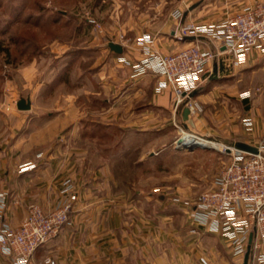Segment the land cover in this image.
<instances>
[{"label":"crops","instance_id":"obj_1","mask_svg":"<svg viewBox=\"0 0 264 264\" xmlns=\"http://www.w3.org/2000/svg\"><path fill=\"white\" fill-rule=\"evenodd\" d=\"M262 1L191 0L186 8L197 3L199 6L188 15L186 9H181L187 20L212 23L226 18L229 9L240 11ZM213 10H219L217 19L209 16ZM172 18L171 14L164 22V28L156 29L149 23L147 25L152 29L141 30L136 36L149 33L154 38V50L165 55L185 48L187 42L178 45L172 38V26L175 24ZM200 42L209 46L207 49L217 44L206 38ZM123 51L121 56L132 60H140L145 55L143 47L135 42L123 46ZM102 52L107 57L112 53L108 49ZM257 55L262 53L252 51L248 62ZM220 57L213 64V68L218 70L217 76L232 70L227 56L221 67ZM112 59L119 73L108 62L101 66L99 73L101 78H105L107 73L113 78L109 85L103 83L100 88L104 94L113 95L112 98H104L106 106L101 116L107 127H117L118 136L123 140L124 145L116 148L119 160L106 161L99 149L94 150L95 131L89 123L83 126L90 115V106L80 108L81 93L71 96V99L66 96L45 102L48 93H52L50 87L51 91L46 93L44 88L47 84H30L28 96L32 108L35 109L42 101L38 94L42 90L43 104L54 107V111L49 110L47 116L34 113L28 120V128L22 132L16 131L15 127L0 131V203L3 197L7 201L6 209L0 213V228L3 223L19 227L28 216L31 203L39 204L45 212L56 208L68 196L64 192L67 182L75 187L70 221L55 238L39 247L34 257L35 264H43L47 257L54 258L58 264H202L201 257H205L209 264H244V257L234 255L221 234L203 227H197V233H193L191 229L196 226L191 210L186 204L173 201L171 195L158 193L160 189L156 188L157 181L153 178L148 182L156 186L151 192L137 189L134 194L130 193L142 182L130 179L122 172L128 166L125 156L133 149L138 161L133 162L132 168H143L148 161L143 156L148 150L145 143L151 142V147H155L164 138H169L170 128L176 119L183 117L180 114L176 116L174 112L173 92L168 88L158 90L162 76L149 73L132 79V68ZM93 68L81 76L88 84L95 76ZM209 79L207 76L201 84ZM216 90L217 87L200 94L195 100L200 104L206 102L214 97ZM87 92L94 96L100 93L98 90ZM194 116L190 115L188 121L195 122L197 117ZM253 131L247 130L249 136ZM127 139H134V146ZM128 145L131 147L127 148ZM40 154L42 156L39 157ZM30 162L37 163V167L22 172L21 167ZM0 264H14L1 247Z\"/></svg>","mask_w":264,"mask_h":264},{"label":"rangeland","instance_id":"obj_2","mask_svg":"<svg viewBox=\"0 0 264 264\" xmlns=\"http://www.w3.org/2000/svg\"><path fill=\"white\" fill-rule=\"evenodd\" d=\"M190 1L0 0V131L15 127L16 131L22 132L28 128L31 115L47 116L49 110L54 111V107L43 104L42 90L38 92L42 100L39 106L29 111L17 109V101L21 97H29L30 84L35 86L44 83L47 84L44 88L46 93L52 90L45 102H53L56 98L63 99L66 96L71 99V96L81 93L80 108L90 106V115L83 126L89 123L95 131L92 142L94 150L99 149L106 161H118L116 148L124 145L123 140L118 136L117 127H107L101 116L106 106L104 98H112L113 95L104 94L100 88L103 83L109 85L113 78L108 73L105 78H101L99 73L105 62L116 71L112 57L119 63L118 59L124 51L121 55L114 53L110 50L109 43L116 42L126 46L135 42L139 45V38L144 33L141 36L136 34L144 29H152L147 24L152 23L156 29L161 26L164 28L175 10L183 11L182 7L187 10L188 15L199 6L197 3L186 8ZM218 11L213 10L209 16L217 19ZM240 11L229 9L226 17ZM184 20L200 23L198 19L187 20L185 14ZM174 21L172 28L175 31L177 22L175 19ZM172 38L178 45L183 42L175 36ZM197 41L199 45L209 47L200 40ZM187 43L185 48L191 45L190 42ZM217 46L215 44L210 48L215 50ZM105 49L112 52L109 57L103 55L102 51ZM182 49L184 48L179 50ZM225 56H221L220 60L222 58L224 62ZM93 67L95 76L88 84L81 76L87 70H94ZM116 73H119L118 70ZM215 87L217 90L214 97L201 104L199 102L202 111L195 114V122L176 119L175 125L170 128L169 138H164L155 147H151L150 141V144L145 143V149L148 150L143 156L148 161L143 168H132L133 162L138 161V155L132 152L133 149L125 156L128 168L122 172L128 178L142 182L133 187L131 194L137 189L149 193L157 186L160 189L158 193L171 195L173 201L178 199L181 204L186 201L193 203L204 191L213 187L212 182L230 163L231 157L223 151L224 145L233 146L235 142H246L247 139L250 140L247 143L251 145L264 141V55H257L242 66L232 67L231 72L204 82L196 90L198 94L193 99ZM90 90H98L100 93L94 96L88 94L87 91ZM245 94L249 95L248 103L244 100ZM247 118H251L254 124V131L250 136L244 124ZM188 133L223 145L222 150L213 148L214 146L184 147L180 139L183 137L190 144ZM127 140L134 146V139ZM131 146L128 145L127 148ZM181 146L183 148H179ZM151 152L154 154L151 155ZM152 178L157 181L156 186L148 184L152 182ZM5 202L4 209L7 207V201Z\"/></svg>","mask_w":264,"mask_h":264},{"label":"built area","instance_id":"obj_3","mask_svg":"<svg viewBox=\"0 0 264 264\" xmlns=\"http://www.w3.org/2000/svg\"><path fill=\"white\" fill-rule=\"evenodd\" d=\"M172 15L177 22L176 39L203 37L215 41L217 48L207 49L196 41L190 42L187 48L165 55L154 50V38L144 33L138 41L143 47L144 58L133 61L122 56L118 60L132 68V78L149 73L162 76L158 90L168 88L173 92L176 116L183 112L185 106L190 108L192 115L201 112L202 107L191 94L207 76L213 75V64L221 55L226 54L228 65L235 68L244 65L252 51L264 54V1L212 23L185 21L181 10H175ZM243 97L248 98L249 95ZM244 124L246 130L253 131L251 118H247ZM253 146L258 148V153L224 145L223 151L230 155V163L215 179L212 188L204 191L193 203L186 201L185 204L191 210L196 226L191 231L197 233V227H203L221 234L236 256H245L250 236L254 233L250 262L264 264V141ZM36 167V163L30 162L23 165L21 171ZM64 192L68 196L53 210L45 212L39 204L33 203L19 227L3 223L0 247L14 264H35L34 257L39 247L55 238L69 223L75 187L66 182ZM5 206L3 197L0 213ZM200 261L209 264L205 257ZM43 264L58 263L47 257Z\"/></svg>","mask_w":264,"mask_h":264},{"label":"water","instance_id":"obj_4","mask_svg":"<svg viewBox=\"0 0 264 264\" xmlns=\"http://www.w3.org/2000/svg\"><path fill=\"white\" fill-rule=\"evenodd\" d=\"M203 37H196V36H185L182 38L183 42H195L197 40H201ZM109 48L111 51H113L114 53L121 55L123 53V46L120 43H116V42H110L109 43ZM221 62V67H223V59L221 58L220 60ZM218 70L215 69L213 75L210 76V79L215 80L216 78H218L217 76ZM198 94L197 91H194L191 94V97L194 98L196 95ZM32 108V103H31V98L27 97H21L18 101H17V109L20 111H29ZM191 110L188 106H185L183 109V119L184 121H188L189 120V116H190ZM181 143V142H180ZM182 146L186 147H191V144H184L182 143ZM179 147V148H183V147ZM194 146V145H193ZM205 147V146H204ZM233 147H235L238 150H242V151H246V152H250V153H258V148L248 144L246 142H235L233 144ZM253 238H254V233L251 234L250 236V240H249V245H248V250L244 256V264H251L250 263V256H251V244L253 242Z\"/></svg>","mask_w":264,"mask_h":264},{"label":"bare ground","instance_id":"obj_5","mask_svg":"<svg viewBox=\"0 0 264 264\" xmlns=\"http://www.w3.org/2000/svg\"><path fill=\"white\" fill-rule=\"evenodd\" d=\"M189 136H188V141L190 142L191 145H200V146H211L213 148L217 147L219 149H221V147H223V145H219V144H216L215 142H210V141H206L204 140L203 138H200V137H197L196 135L192 134V133H188ZM180 142L181 143H184V144H189V143H186L183 139V137L180 139ZM216 148V149H217Z\"/></svg>","mask_w":264,"mask_h":264},{"label":"trees","instance_id":"obj_6","mask_svg":"<svg viewBox=\"0 0 264 264\" xmlns=\"http://www.w3.org/2000/svg\"><path fill=\"white\" fill-rule=\"evenodd\" d=\"M7 52H9V51L7 50ZM244 100H245V102H246V103H248V100H247V98H246V99H244Z\"/></svg>","mask_w":264,"mask_h":264}]
</instances>
